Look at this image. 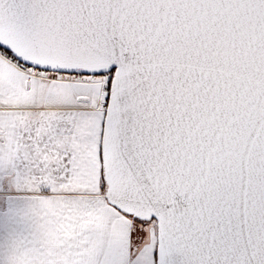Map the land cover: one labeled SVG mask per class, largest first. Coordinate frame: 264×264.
<instances>
[{"label": "snow or ice", "instance_id": "obj_1", "mask_svg": "<svg viewBox=\"0 0 264 264\" xmlns=\"http://www.w3.org/2000/svg\"><path fill=\"white\" fill-rule=\"evenodd\" d=\"M0 264H264V0H0Z\"/></svg>", "mask_w": 264, "mask_h": 264}, {"label": "crops", "instance_id": "obj_2", "mask_svg": "<svg viewBox=\"0 0 264 264\" xmlns=\"http://www.w3.org/2000/svg\"><path fill=\"white\" fill-rule=\"evenodd\" d=\"M8 209L6 203H0V244H3L8 231Z\"/></svg>", "mask_w": 264, "mask_h": 264}]
</instances>
